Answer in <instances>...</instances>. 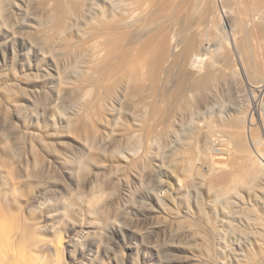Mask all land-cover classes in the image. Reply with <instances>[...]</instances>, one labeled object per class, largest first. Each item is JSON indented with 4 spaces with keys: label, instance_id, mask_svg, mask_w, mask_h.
<instances>
[{
    "label": "rangeland",
    "instance_id": "rangeland-1",
    "mask_svg": "<svg viewBox=\"0 0 264 264\" xmlns=\"http://www.w3.org/2000/svg\"><path fill=\"white\" fill-rule=\"evenodd\" d=\"M74 1L75 17L55 0H0V204L16 224L7 235L0 224V264H264V154L252 142L264 153V89L238 52L243 38L261 42L257 0H191L193 21L212 10L203 37L217 45L198 69L173 70L168 88L187 90L175 109L108 91L113 76L93 89L101 57L86 29L108 3ZM233 121L261 172L222 193L212 134Z\"/></svg>",
    "mask_w": 264,
    "mask_h": 264
},
{
    "label": "bare ground",
    "instance_id": "bare-ground-1",
    "mask_svg": "<svg viewBox=\"0 0 264 264\" xmlns=\"http://www.w3.org/2000/svg\"><path fill=\"white\" fill-rule=\"evenodd\" d=\"M55 1L57 9H65L69 16L72 17L78 15L79 10L74 0ZM105 1L108 3V7L106 6L107 9L105 11L100 10L92 17L86 29V32L90 35L88 49L98 50L101 57L100 63L95 66V70L100 76L94 81V87L92 86L93 89L96 88L99 90V88H101L102 90L103 87L109 84V78L113 76L115 83L108 86V91L117 87L118 89H116V91L119 90L121 94L128 97L132 96L134 98V96L139 95L142 96V98L152 95L160 96L162 102H168L169 105L173 97L175 98L177 94V96H180L187 91L183 86L184 83L183 85L179 84L182 83L180 81L178 82L180 86H177L179 87L178 90L176 89L177 87L174 88L177 90H175L177 94L174 92L176 94H174L175 96L168 88V82L173 79V70L176 68L177 70L184 71L183 74H189L190 72L185 73V71H193L197 67L202 66L201 64H203L207 58L206 53L212 52L210 51V47L212 49V46L216 44H212L214 41L211 40L212 34L209 36L210 38L203 37V33H205L203 30L209 28L206 27L207 24H210V21L208 23L207 19L210 15L209 12L212 13V10L208 9V7L203 8L200 16L193 21L194 7L191 0H104V2ZM260 1L262 2L253 3H255L254 5L257 7L255 8L257 10L254 9L257 12L255 16L260 14V17H262L264 16V0ZM254 10L252 12L255 13ZM250 20L253 21L252 19ZM256 28L257 29L253 30L252 36L253 38L257 36L258 39L261 40L260 44L253 43L249 38H243L241 39V43L239 42L241 50H238V52L243 71L248 74L250 70L256 69V71H258L257 74H260V78L257 77V83L252 85L256 89L261 90L264 89V28H262V25ZM210 29L211 28H209L208 31H210ZM237 41L238 39L236 38L235 42L237 43ZM179 46H183L182 50H184V52L178 51ZM207 72L209 73V71ZM188 74L187 79L193 76V74H190V76ZM183 76L186 77V75ZM199 77L198 80L201 78ZM199 83L197 81L196 86H198ZM249 83L251 85V82ZM196 86L194 85V87ZM194 87L192 88L194 89ZM91 88L90 90H92ZM172 88L173 87H171V89ZM191 91L193 90L191 89ZM134 100L135 99H133V101ZM140 100L138 97V101ZM175 101L177 100L175 99ZM178 103L176 104V108L180 106ZM181 109L184 110L183 107ZM249 118L251 117H248V119ZM237 121L225 124L226 129L224 125L220 127V129L216 128L219 132L222 128L223 130L225 129L227 131L225 136L227 137H221L222 135L217 136L219 133L215 134L213 132L214 134H212L214 137L218 138L216 139L217 143L215 145L216 153L211 158L210 165L214 170H221L224 172L222 174H216L211 182L217 185H224V187L217 186L221 189L222 193L223 191L227 192L229 189H232L235 184V187L238 186L237 184H240V186L243 184L247 185L251 178L259 176L261 172L258 166L260 164L255 163L256 161H254L253 157L249 154L247 155V149L249 148L246 146L245 141L247 140L244 139L246 133L245 128L247 126L244 128L240 123V119V122ZM253 122L254 121L251 120L249 123L251 124L249 127L250 130L254 128ZM246 123H248V121ZM212 126L214 127V125ZM217 126L219 127V125ZM203 127L205 128V125ZM250 134L253 136L251 131ZM256 135L257 133L254 135L255 137L253 136L254 138L252 137V142L257 153L262 155L264 154L262 153L263 150H261L262 144H260L258 136L256 137ZM249 138L251 139V137ZM256 166H258L260 170L259 173L257 171L258 169L255 170L257 168ZM229 184H232V186ZM229 186H231V188ZM258 223L261 224L260 222Z\"/></svg>",
    "mask_w": 264,
    "mask_h": 264
},
{
    "label": "clouds",
    "instance_id": "clouds-1",
    "mask_svg": "<svg viewBox=\"0 0 264 264\" xmlns=\"http://www.w3.org/2000/svg\"><path fill=\"white\" fill-rule=\"evenodd\" d=\"M14 213H12L4 205L0 204V224L3 225L5 234H14L16 224L14 221Z\"/></svg>",
    "mask_w": 264,
    "mask_h": 264
}]
</instances>
